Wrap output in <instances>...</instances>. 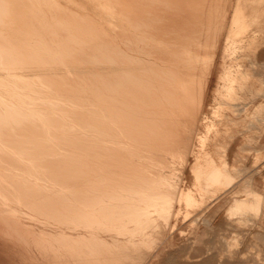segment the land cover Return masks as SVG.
I'll use <instances>...</instances> for the list:
<instances>
[{
  "label": "bare ground",
  "instance_id": "6f19581e",
  "mask_svg": "<svg viewBox=\"0 0 264 264\" xmlns=\"http://www.w3.org/2000/svg\"><path fill=\"white\" fill-rule=\"evenodd\" d=\"M235 2L0 0V264L159 256Z\"/></svg>",
  "mask_w": 264,
  "mask_h": 264
},
{
  "label": "rangeland",
  "instance_id": "374dc122",
  "mask_svg": "<svg viewBox=\"0 0 264 264\" xmlns=\"http://www.w3.org/2000/svg\"><path fill=\"white\" fill-rule=\"evenodd\" d=\"M241 6V18L234 28V34L241 29V37L230 40L224 52L232 31L224 34L203 113L211 118L209 125L217 128L207 151L216 159L224 155L235 183L221 186L210 182L213 193L206 201L189 210L182 207L183 213L173 219L172 228L163 236L165 249L148 264H264V198L258 204L246 188L250 184L255 191L264 192V0H241ZM222 62L225 75L219 79ZM79 90L82 97L78 101L84 103L89 91ZM176 174L185 177V189H195L197 182L190 166ZM251 198L245 201L244 210L234 209L235 200ZM175 210L178 213L180 205Z\"/></svg>",
  "mask_w": 264,
  "mask_h": 264
},
{
  "label": "crops",
  "instance_id": "0c3cea01",
  "mask_svg": "<svg viewBox=\"0 0 264 264\" xmlns=\"http://www.w3.org/2000/svg\"><path fill=\"white\" fill-rule=\"evenodd\" d=\"M239 37H241L240 29L235 30V34H234V31H233L231 33V35L227 36L224 48L221 47L222 50L224 52H226V50H227V48L229 46V45H227L228 42L230 40L234 39V38H239ZM215 67H216V61H215L214 68H213V71H212V74L210 76V79H209V82H208V85H207V88H206V92H205V97H204V101H203L202 111H201L199 124H198V128H197V133H196V137H195V144L193 146L192 154H191V157L194 158L193 163H191V157H190L189 166L191 167V169L193 168V166L196 164L197 161L200 164L204 165L206 154L209 153L207 151L208 142L211 141V135L217 131V128H216V126L214 124L213 125H209V121L208 120H210L211 118L208 117V116L203 117V113H204V109H205V98H206V94H207V90L209 88V85L211 84V81H212L211 77H212V75L214 73ZM223 70H224V63L222 62V72L219 75V79L223 75H225ZM261 76L262 75L260 73L257 74V77L261 78ZM229 171H230V168H229ZM191 172L195 176L197 185L195 186V189H185L184 188V192L186 193V199H185V201H179L177 203V205H180V210L178 211V213L176 212V210L174 211L173 219L175 217H177L179 214L183 213L182 207L185 206L188 210L191 209V208H196L197 206H199L202 203V201H206L209 198L208 194H210V193H208L204 189L203 180H202L201 176H198L197 173H195L192 170H191ZM233 177L235 179L234 175H233ZM233 183H235V182H233ZM246 188L248 189V193L253 195L254 198L256 199V201L258 202V204H260V201H262L263 198H264V192H263V194H261V193L255 191L256 190L255 186L252 188V186L250 184L247 185ZM235 201H238V202L235 203L234 209L236 211H242L247 206V203L245 201H252V198L248 199V200L244 199V200H235ZM263 208H264V200H263ZM263 208H262V210H263ZM172 222H173V220H172ZM171 228H172V225H171Z\"/></svg>",
  "mask_w": 264,
  "mask_h": 264
}]
</instances>
